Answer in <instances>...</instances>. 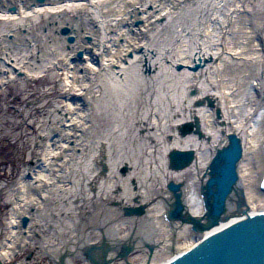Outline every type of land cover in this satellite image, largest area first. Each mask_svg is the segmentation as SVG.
<instances>
[{
    "label": "bare ground",
    "instance_id": "1",
    "mask_svg": "<svg viewBox=\"0 0 264 264\" xmlns=\"http://www.w3.org/2000/svg\"><path fill=\"white\" fill-rule=\"evenodd\" d=\"M10 2L0 0V48L4 46L12 58L20 61L31 51L34 56L30 68L25 69L26 79L11 78L6 83L23 82L20 106L30 110L20 109V119L11 128L17 125L34 129L33 134L24 135L32 147L26 155L28 160L37 159L40 150L48 153L44 154L46 165L33 175V181L24 180L28 164L22 167L13 184L0 182V203H6L9 209L0 218L1 239H8L4 247L0 245V264L2 261L11 264L17 252H31L35 255L34 262L44 258L50 261V254L52 258L67 249L72 253L77 243L97 244L103 237L113 248L132 242L134 253L129 264H146L145 243L155 246L152 264L168 261L170 249L180 253L194 247L195 235L188 224L170 225L165 220L166 202L171 201L165 189L170 182L181 185L188 197L189 214L201 217L203 204L198 186L212 152L221 145L222 134L214 111L203 105L206 97L212 98L222 110L227 123L224 132L246 140L241 167L243 185L252 213L264 211V198L259 191L264 175V0H101L100 13L87 9L82 4L84 0H48L50 3L46 5L51 13H46V19L33 17L14 23L11 21L18 15L9 9L13 4L30 2ZM151 2L155 9L149 13L142 7ZM243 3L250 13L239 16ZM37 7L39 13L45 12L43 5ZM25 9L26 17L32 14L31 8ZM128 10H133L130 14L133 19L140 13L143 27L151 31L148 43L151 55L147 63L154 70L153 75L142 74L137 65L140 59L136 57L127 68L121 69L125 73L122 81L113 73L102 76L106 88L98 100L101 119L93 129L85 123L84 111L78 108L76 99L70 117L63 114L60 117L64 97L72 93L75 98L81 97L87 72L98 70L95 56L100 45L115 32V17ZM162 14L166 17L164 24L152 27L150 21ZM231 19L227 33L224 26ZM59 26L72 29L76 37L74 45H68L65 37L54 35ZM126 28L122 37L128 41L113 43L115 50L129 48L132 40L141 38L139 29L135 28L130 35ZM131 30L132 27L130 33ZM6 31L13 39L3 35ZM82 32L91 33L93 42L89 45L82 42ZM221 37H226L223 46ZM40 38H45V43ZM78 50L83 51L81 59L76 58ZM115 50L110 60L122 54ZM208 56L213 57L210 66L195 73L187 69ZM177 65L185 69L178 72ZM2 69L0 64V81L6 79ZM40 77H48L45 86L48 89L35 91L25 84ZM72 80L73 89L69 90ZM51 90L56 92L54 97L62 100L52 98L47 102ZM192 90L196 92L194 96L190 95ZM195 118L209 142L194 135H178L179 125ZM56 122L62 128L58 137L53 135L58 127ZM63 122L66 124L62 126ZM8 124L10 121H0L4 127ZM73 129L81 131L75 137L79 153H73L68 146ZM18 136L24 138L22 134ZM172 150H193L197 155L195 165L184 171H171L168 154ZM103 153L109 171L101 177L98 163ZM61 164L66 169L52 185L53 168ZM120 166L128 167L125 176L119 174ZM39 191L42 197L37 196ZM29 207H39L41 212L35 216L41 235L39 249L32 232L23 235L20 226V218ZM135 207L144 209L141 217H124V209ZM53 212L59 219L52 222ZM50 228L57 233L53 234ZM68 229L65 237L68 241L63 244L58 238L62 230ZM55 247L56 250L52 249ZM115 251L108 258H114ZM67 263L88 264L80 256H69ZM111 264L126 263L120 259Z\"/></svg>",
    "mask_w": 264,
    "mask_h": 264
},
{
    "label": "water",
    "instance_id": "2",
    "mask_svg": "<svg viewBox=\"0 0 264 264\" xmlns=\"http://www.w3.org/2000/svg\"><path fill=\"white\" fill-rule=\"evenodd\" d=\"M188 69L196 71L199 65ZM205 102L215 111L222 134L221 145L215 147L201 175L199 194L203 202V213L201 217L189 214L182 186L173 182L167 185L171 201L166 203L165 213V220L170 225L180 222L191 227L196 245L180 253L170 249L169 260L163 264H264V211L252 213L241 175L246 140L236 134L224 132L223 127L227 123L222 110L209 98ZM179 132L183 137L196 134L198 139L209 142L201 130L198 119L195 122L181 124ZM196 160L197 155L193 150H172L169 152L168 165L171 171L180 172L193 167ZM29 165L33 166L34 162H30ZM125 172L126 169H121V173ZM259 191L264 198V175L260 178ZM123 211L124 217H141L144 214L142 207L127 208ZM30 223L31 220L26 215L20 219L24 235L29 233ZM143 247L148 251L146 264H152L156 253L155 246L145 243ZM113 251L115 249L111 248L103 237L100 243H87L81 248L77 246L72 253L67 249L58 255L55 253L52 259L56 264H68L69 256H80L88 264H111L114 260L120 259L129 264L134 246L132 242H123L116 249V254L112 255L114 258H108ZM32 258L31 252L25 256L26 261ZM32 264L37 263L33 261Z\"/></svg>",
    "mask_w": 264,
    "mask_h": 264
},
{
    "label": "flooded vegetation",
    "instance_id": "3",
    "mask_svg": "<svg viewBox=\"0 0 264 264\" xmlns=\"http://www.w3.org/2000/svg\"><path fill=\"white\" fill-rule=\"evenodd\" d=\"M12 3V0H10ZM50 1V0H49ZM28 2H30L29 4H25L24 2H22L21 4H13V7L10 8L9 10L17 13V18L16 20H12L11 23L17 22L19 20H25L28 18V20L32 19L33 17L35 18H41V20H44L47 18L46 13L50 12L49 11V6H47L46 4H49L50 2H48V0H43V1H39V0H28ZM82 4L87 7V9L89 10H93L96 12H102L103 10V5L102 7L101 4V0H84V2H82ZM38 5H43L45 8V12L39 13L37 10L38 9ZM26 6H30V7H26ZM25 8H31L32 14L28 15L27 17L25 16ZM118 8V4L114 6V10H116ZM144 10H146L147 12L151 13L154 11L155 6L151 3L147 4L145 7H142ZM16 11V12H15ZM133 10H128L126 11L124 14H121L120 17H115L114 19V23H115V32L113 34L112 37H108L107 39H104L102 44L100 45V50L97 51L96 56H95V63L97 64V69L96 71H89L86 74V83L85 85L82 87V95L81 97H77L75 98V95L72 94H67L64 97L65 100V104H64V108L63 111H59L60 117H62V114L69 118L70 115L72 114V109H73V101H75L76 99V103H78V108L84 111V118H85V123L90 127V128H95L96 126H98L99 122H100V109H99V104H98V100L103 96L104 90L106 88V82L105 79H102V76H108L111 73L115 74L117 78H119L121 81L125 78V73L124 71L121 69L123 68V66H125V68H127L129 66V62L130 60H135L139 57L140 61H137V65L139 66V70L142 72V74L144 76H152L154 73V70L152 69V67L147 63L148 58L150 57L151 53L150 48L148 46L149 41L151 40L152 34L151 31L148 28H144V20L141 18V14L138 13L137 14V18L133 19V16L130 15L131 12ZM51 13V12H50ZM248 14L250 13V9L249 7L244 3L242 4L241 8L238 11V15H244V14ZM246 14V15H247ZM51 15V14H49ZM129 16V19H127V16ZM165 15L162 14L160 15V17H155L153 18L150 23L152 27H156L157 25L164 24L165 22ZM99 20V19H98ZM129 20H132L129 22ZM229 23V22H228ZM49 26H51V24H49ZM232 26V19L230 21V23L228 25H225L224 27V31H227V33L229 32V29ZM98 27V26H97ZM124 27L126 28L127 33H129L130 35L134 33V29L136 28L139 29L140 31V36L141 37L139 40H130V46L129 48L124 47V49L121 50H115L114 48V44H120L128 41L126 38L122 37V30L124 29ZM132 27L131 33H130V28ZM3 35L7 36L9 39H13V35L11 33H7L4 32ZM55 36H59V37H65L66 39V43L68 45H74L76 42V37L74 36L72 29L69 26H59L58 29L55 30L54 33ZM80 40L82 42H85L86 44H90L93 42L94 37L91 33L89 32H82L80 35ZM260 43H261V34H260ZM45 38H40V42L43 44L45 43ZM225 40L226 37H221V45L223 46L225 44ZM109 42H112L109 43ZM114 43V44H113ZM113 50L117 51L118 54H120L122 52L121 55L118 56V58H116V60H110V55L113 53ZM261 50V49H260ZM1 51V55H0V64L3 66L2 72L3 75L6 77L5 80H1L0 81V89H10V88H15L16 85L15 83L11 82L8 83V85H6V83L11 79V78H18L20 77V79L25 78L26 79V75H25V69L30 68L29 66L31 65V62L34 58L33 56V51L30 52V54L25 58V60H16L14 58H12L8 52L5 50V47H1L0 48ZM83 57V51L82 50H78L76 52V58L77 59H81ZM137 57V58H136ZM54 63V62H53ZM213 63V57L212 56H208V57H204V58H200L196 63L194 62L193 66H190L191 68H194L196 65H199V69L196 71H190L192 73L198 72L200 70L205 69L207 66H210V64ZM50 66V65H49ZM181 66V65H179ZM177 65L176 70L178 72L184 70L185 68L183 67L182 69H178L179 67ZM80 72H83V68L80 69ZM99 76H101V78H99ZM73 80L71 81L70 85L68 86L69 90L73 89ZM97 91V93H95ZM196 94V92L194 90H192L190 92L191 96H194ZM209 98L206 97L203 99V102L206 104L205 100ZM211 100H213L212 98H209ZM61 101L62 98L55 96L53 98V101ZM214 102V100H213ZM215 103V102H214ZM216 104V103H215ZM204 105V104H203ZM207 108L208 105L206 104ZM211 109V108H209ZM212 110V109H211ZM214 111V110H213ZM215 113V111H214ZM216 116V114H215ZM197 118H195L192 122H195ZM217 120V119H216ZM199 121V119H198ZM186 123V122H184ZM66 123L63 122L62 126L65 125ZM183 124V123H182ZM200 124V123H199ZM56 126H58L59 124L56 122L55 123ZM181 126V124L179 125V127ZM201 126V125H200ZM61 126H58L56 129H54L53 135L54 137H58L61 133ZM203 129V127L201 126V130ZM79 129H73L72 133H71V139L68 142V146L71 149V151H73V153H79L80 149H76L75 148V144H76V139L75 137H77V135H79L78 131ZM203 132V130H202ZM204 133V132H203ZM178 135L183 137L180 132L178 131ZM194 135L198 138V136L196 134H191ZM188 136V135H187ZM48 153L46 150L41 151L40 150V155L37 157V159H35L34 161V165L33 166H28L29 168L27 169V173L25 175V182L29 183L31 182L33 179V175L35 173H37L38 170L42 169L45 165L46 162L43 159L44 154ZM100 164L99 165V171H98V176H103V175H107L108 174V165L106 164V156L103 154H101L100 157ZM126 169V172L123 174L121 173V169ZM53 172L51 173L52 178H53V182L51 183L52 185H55L61 178V176L63 175V171L66 169L65 164H61L59 168L54 167L53 168ZM63 172V173H62ZM128 173V167L127 166H120L119 168V174L122 176H125ZM131 185L134 188L135 183L131 181ZM199 187V186H198ZM183 191V189H182ZM165 192L167 193L169 199H171V193L168 191L167 187L165 189ZM183 195L186 199V192L183 191ZM37 196H41L42 197V191L37 192ZM43 203L46 201V199H43ZM169 202V201H168ZM48 203H51V200H49ZM167 203V202H166ZM37 211H33L31 209V207H29L28 212L27 213H23L22 215H26L30 218L31 220V225H33L34 227L37 226L36 229V234H35V242L37 249H39L40 247V229L38 228V220H36L37 216H40L39 212V207H35ZM35 213V214H34ZM53 218H52V222L56 221L57 219H59V217H56V213L53 212ZM36 216V217H35ZM51 226H54V224L52 223ZM53 232V234H56L57 231L55 230V228H50ZM67 233H69V229L67 230V232H64L62 230V235H60L58 238L59 240H61V242L63 244H65V240L68 241V239H66V235ZM87 243H77L76 247L79 246L80 248L85 246ZM66 246V245H65ZM52 247V246H51ZM111 247V246H110ZM119 247V246H118ZM118 247L113 248V249H118ZM56 250L55 248H52ZM52 259V258H51ZM55 260L52 259V262H54ZM30 261H26L25 260V256H24V262L23 264H31L29 263ZM20 264H22L21 262H19Z\"/></svg>",
    "mask_w": 264,
    "mask_h": 264
},
{
    "label": "rangeland",
    "instance_id": "4",
    "mask_svg": "<svg viewBox=\"0 0 264 264\" xmlns=\"http://www.w3.org/2000/svg\"><path fill=\"white\" fill-rule=\"evenodd\" d=\"M47 78L44 79V77H40L37 80H28L27 82L25 81V84L27 83L32 88H35V91H39L45 88L46 84L48 83V80H46ZM17 79H20V77ZM22 84L23 82L18 80L17 84L15 83V88L6 89L5 93H3L0 97V121H10V124L5 127L0 125V182L8 181L9 184L14 183L23 166L26 165L27 167L30 162L34 161L28 160L26 157L28 151L31 150L32 147L31 143L28 141V137L24 136L25 133L28 135L33 134L34 129L28 126L21 127L17 125H14V128H11L14 121L20 119V109L22 112L29 110V107L20 106V99L22 98ZM53 90L49 92L47 102L54 98L53 95H55L56 92ZM19 134H22L24 138H21L20 136L17 138V135ZM8 210V205L6 203H0V218L3 213L5 214L8 212ZM24 254L26 255L27 253ZM24 254L20 252L13 261L21 262L23 264ZM33 257H35V255H33ZM49 257L51 259V254ZM32 261L33 258L29 263ZM42 261L49 262V264H54L51 262L52 259L47 261L46 258H44V260L36 261V263L44 264Z\"/></svg>",
    "mask_w": 264,
    "mask_h": 264
}]
</instances>
